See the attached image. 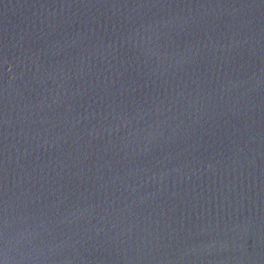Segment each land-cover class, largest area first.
<instances>
[{
  "label": "water",
  "instance_id": "obj_1",
  "mask_svg": "<svg viewBox=\"0 0 264 264\" xmlns=\"http://www.w3.org/2000/svg\"><path fill=\"white\" fill-rule=\"evenodd\" d=\"M0 264H264V0H0Z\"/></svg>",
  "mask_w": 264,
  "mask_h": 264
}]
</instances>
